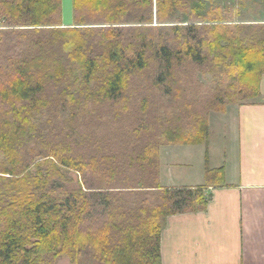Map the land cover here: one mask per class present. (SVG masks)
Listing matches in <instances>:
<instances>
[{
    "label": "trees",
    "instance_id": "16d2710c",
    "mask_svg": "<svg viewBox=\"0 0 264 264\" xmlns=\"http://www.w3.org/2000/svg\"><path fill=\"white\" fill-rule=\"evenodd\" d=\"M184 4L73 0L74 24L63 26L62 0H0V19L16 35L14 48L0 50V264H53L63 254L74 264L85 254L103 264H162L164 220L205 210L207 187L225 184L207 152L206 185L162 187L160 148L206 144L210 111L259 96L264 22L183 24L176 12ZM186 65L218 79L215 91L189 88ZM100 108L134 127L91 137L93 149L80 153V126L93 136ZM96 163L103 179L129 177L134 194L153 191L159 201L112 207V191H70L54 179L60 167L87 178ZM95 198L106 221L85 225Z\"/></svg>",
    "mask_w": 264,
    "mask_h": 264
},
{
    "label": "crops",
    "instance_id": "0c3cea01",
    "mask_svg": "<svg viewBox=\"0 0 264 264\" xmlns=\"http://www.w3.org/2000/svg\"><path fill=\"white\" fill-rule=\"evenodd\" d=\"M62 23H73V0H62ZM186 145L161 146L160 185H206L207 152L211 169L224 168L225 184L207 187L205 210L164 220L161 263L264 264V74L259 96L210 118L208 142L197 151L200 165L185 151L194 144Z\"/></svg>",
    "mask_w": 264,
    "mask_h": 264
},
{
    "label": "rangeland",
    "instance_id": "374dc122",
    "mask_svg": "<svg viewBox=\"0 0 264 264\" xmlns=\"http://www.w3.org/2000/svg\"><path fill=\"white\" fill-rule=\"evenodd\" d=\"M176 13H177L176 14L177 20H181L183 24L188 23L192 19V17H194L195 20L204 19L208 21V20H212L214 17H223V19H226L227 21L229 20L228 22L231 23H263L264 0H185L184 6L182 8L177 9ZM3 21H4L3 19H0V29H3L0 32L1 51H5L8 50L9 48H12L14 46V42L16 41V38L14 37L16 36L15 33H10L11 31L10 29H15V28L11 26H7ZM174 23L176 22H168L165 23L164 25H171ZM73 24H74V18H73V23L67 26H73ZM154 24L158 25L159 23H157V21L155 20ZM182 71H185V77L186 75L188 76V73L192 75V80L190 81V84L188 86L189 88L193 87L195 89H199L202 95L208 93L207 96L215 91L216 84L218 83L217 82L218 79L214 78L212 74L204 73L203 71L198 70L194 66L189 67V65L183 67ZM181 76L182 75H180V77ZM146 82L148 81L145 79V83H144L145 85H147ZM248 100L242 102H247ZM102 109L103 108L98 109V114L93 115L95 117L101 115L100 119L97 120L98 122H96V125L97 123L99 124L97 126H94L93 136H89L88 129L82 126L83 124H81L80 137L78 139V150L80 151V153L90 152L93 149L94 145L87 146V143L92 142L91 137H93L94 142H97L101 137L109 138L110 135H113L115 137V134L116 133L120 134L121 132L120 130L124 131V128L130 127L133 129L134 126L124 125L118 121H114V119L110 116V114L104 113L105 111H102ZM217 113H224V112H218L214 110L210 111L209 124H210V118L214 117ZM133 122H131L130 124H132ZM83 139H86V141H84ZM177 145L188 146L186 144H177ZM196 146L199 148H196ZM202 146H204V144H194V146H189L185 148V151H190L189 153L191 154L189 156H192L190 160H192L193 164H195V167L199 163L197 159V151H200V153H202L201 152ZM104 152L105 154H107L109 151L105 150ZM186 153L188 152H185V155ZM96 164L97 165L92 164L88 168H86L87 178H84L79 171L60 167L58 173L54 174V179L59 181V183L63 184L70 191L79 190L81 188L88 190V187H93L95 191L99 190L97 188L100 187L103 190L112 191L111 193L113 194L110 196L112 199L111 201L113 203L112 207H118L124 205L127 206L128 208H131L136 205V200L140 201L145 197L149 198V200L154 203L159 201L158 194L153 191L150 193L149 195L150 197H148L147 194H143V195L134 194L136 193V191L132 192L131 191L132 188H129L135 186L134 180L131 181V179L127 176H125L128 179L126 181L123 177L121 178L116 177L117 175L115 176V178L112 179H109L108 177H106L107 180L103 179L102 176H99L100 175L99 171L103 170L104 168L100 167L101 165L99 163ZM185 167H186L185 165H182L181 166L182 170ZM90 205H91L90 209L92 210V216L85 218V221H87L85 225L87 224L102 225L106 221V217H104V215L106 216L105 214L106 209L104 205L100 204L99 200L96 198L93 200L92 203H90ZM53 264H74V263L72 262L71 258L68 255L63 254L54 258ZM81 264H103V263L101 262V260L97 258L93 259L89 255L85 254L82 257Z\"/></svg>",
    "mask_w": 264,
    "mask_h": 264
}]
</instances>
